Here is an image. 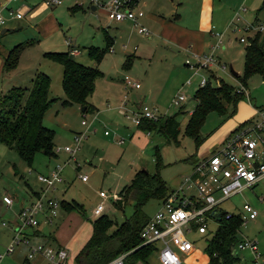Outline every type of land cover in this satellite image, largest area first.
<instances>
[{"label":"rangeland","instance_id":"obj_1","mask_svg":"<svg viewBox=\"0 0 264 264\" xmlns=\"http://www.w3.org/2000/svg\"><path fill=\"white\" fill-rule=\"evenodd\" d=\"M29 1L23 2L29 4ZM100 1L97 4L82 0L81 4L74 3V0H63L54 7L45 5L32 18L19 19L21 27L0 33V41L6 45L12 46L23 41L24 46L17 50L16 64L12 69L18 70V80L14 84L29 85L35 70H42L50 77L48 94L55 99L45 110L42 121L54 131L53 148L56 152L55 155L47 156L37 151L31 165H28L13 148L0 142V253L10 241L9 226L14 217L10 214V209L2 203L1 196L11 195L15 198L14 204L18 205L28 195L29 188L26 183L33 187L41 185L36 179V172L46 173L57 163L62 164L64 181L58 184L54 195L64 202L76 200L85 208V212L81 213L75 207L61 205L53 221L47 226L52 234L55 232L62 237H72L67 246L69 255L74 256L77 247L85 242L91 232L92 219L98 215L92 209L102 199L100 190L108 193L102 212L108 213L116 222L123 221L132 213L133 205L128 203L125 206L124 199L125 207L120 208L113 203V196L131 181L138 170H159L166 183L171 188L176 187L183 176L192 170L197 154L204 147L213 144L212 141L227 123L237 115L241 117L254 110L253 105H264V75L253 73L245 85L230 69L231 65L239 74L244 69L245 45L248 39L242 41L240 37L252 36L260 24L263 25L264 33V0H216L215 30L222 33V36L221 42L215 45L214 52L221 63L227 64V68L214 65L212 69L218 77L224 78L237 90L243 88L250 94L240 99L235 108L233 105L229 107L230 115L210 111L200 129V134L205 138L199 145L185 132V125L197 102L194 92L203 76L209 80L212 70L196 69L186 64V58L194 60L192 52L163 37L159 28L153 24L139 20L149 29L148 33H140L138 25L133 21L110 18ZM72 4L82 7L71 10L69 6ZM92 4L96 6L95 9L91 7ZM125 4L133 7L129 0ZM138 9L140 8H134L135 11ZM30 11L27 10L26 13ZM237 15L239 19L236 18ZM232 20L239 27L231 23ZM12 23L15 21L7 22L10 27H15L11 26ZM246 25L250 27L246 28ZM109 35L114 39L110 49ZM218 40L219 36L215 41L213 39L215 43ZM69 47L78 49L77 53L71 54L75 59L84 64L98 66L102 70V74L95 78V87L88 97L97 106L95 112H90L91 109L83 111L77 103L61 104L65 96L61 83L62 67L59 62L44 55V52L68 51ZM90 47L106 50L98 59L96 54H89ZM210 50L211 47L203 53ZM132 53L134 55H131L128 63V54ZM126 75L139 81L141 87L126 85ZM188 79L190 83H187ZM147 92H150V96L145 101ZM181 92L186 97L176 104L173 98ZM144 104L157 107L162 113L176 114L181 125L178 141L158 131L148 133L138 128L132 117ZM82 119L85 123H82ZM84 130L87 132L78 141L74 153L57 148L73 145L74 133ZM262 135L264 137V133ZM29 168L32 171H28ZM84 174L87 175L86 180L79 177ZM245 203L255 208L258 214L256 218L241 223L237 237L255 239L259 251L264 253V177L223 200L219 208L222 211L238 213L244 220L247 218ZM160 205L161 199L150 197L143 204V210L152 215ZM1 220H5L7 226L2 225ZM208 223V233L198 232L195 228L188 232L189 237L202 250H205L207 237L218 226L215 218H208ZM49 238L48 243H52V237ZM24 246L21 242L16 243L11 253L0 258V264H49L45 258L40 257H35L36 262L34 257L24 260ZM233 252L238 256L233 264H255L248 248L235 251L233 247ZM148 261L149 264H160L157 249L151 252Z\"/></svg>","mask_w":264,"mask_h":264},{"label":"trees","instance_id":"obj_2","mask_svg":"<svg viewBox=\"0 0 264 264\" xmlns=\"http://www.w3.org/2000/svg\"><path fill=\"white\" fill-rule=\"evenodd\" d=\"M21 45L17 43L9 48L4 56L3 69H10L16 64L17 50ZM105 50L106 48L99 50L97 47H90L89 54H96L99 59ZM44 55L62 66L61 83L65 96L61 104L85 105L83 111L95 109V105L91 104L87 98L95 87V78L102 74V70L98 66L84 64L75 59L69 50H47ZM131 58L129 56L127 60L130 61ZM129 61L127 62L130 63ZM256 72L264 75V33L260 28L252 36H248L243 72L241 74L237 72L234 75L246 85L248 78ZM49 85V75L42 70H36L29 86H11L0 93V142L13 148L28 165H31L37 151L47 156L56 154L53 149L54 131L42 121L45 110L55 99L48 94ZM246 94L248 92L243 88L237 90L234 85L210 71L209 80L203 85L200 84L194 92L197 102L190 112L185 132L191 135L199 145L205 138L200 134V129L208 113L218 111L230 115L229 107L233 105L235 108L237 102ZM252 121V119L245 120L235 129ZM137 126L148 133L161 132L177 141L181 129L176 114L166 113H162L157 118L143 117ZM156 148L158 149L157 146ZM170 190L171 187L159 170L155 172H150L146 168L138 170L131 181L118 191V196L113 201L120 208L131 203L132 213L121 222H116L106 212H101L93 218L91 232L74 254L73 264H106L121 252H127L126 263L147 264L148 256L155 245L150 242H141L140 229L150 216L144 212L143 204L150 197L165 198ZM124 199L125 206H123ZM60 205L75 207L81 213L85 212V208L76 200L70 203L60 200ZM226 212L220 213L216 230L207 237L205 250L209 260L206 264H233L238 259L233 252V247L239 240L237 230L240 229L243 219L235 212L226 216ZM208 231L209 224L207 231L203 233Z\"/></svg>","mask_w":264,"mask_h":264},{"label":"built area","instance_id":"obj_3","mask_svg":"<svg viewBox=\"0 0 264 264\" xmlns=\"http://www.w3.org/2000/svg\"><path fill=\"white\" fill-rule=\"evenodd\" d=\"M62 1L41 0L49 6L59 4ZM74 1V3L82 4V0ZM89 1L99 4L98 0ZM125 1L101 0L100 4L105 6L110 18L116 20L130 19L135 25H138L139 32H149V29L139 21V17L144 13L143 10L138 9L135 11L133 7L126 6ZM27 10L8 4L7 1L0 3V24L7 17H22ZM236 18L239 19V15ZM231 23L239 27L234 20ZM249 27L250 25H246V28ZM259 28L263 29V25L260 24ZM215 33L217 37H220V40L212 45L211 50L207 53L193 52L192 57L194 60L186 58V64L196 69L201 68L212 71L214 65L222 69L227 68V64L225 62L221 63L215 55V45L221 42L222 36L220 32ZM247 39L244 36L240 37L242 41ZM207 81V78L203 76L200 84L203 85ZM187 83H190V79L187 80ZM125 84L136 88L141 85L139 81L132 80L128 75L125 76ZM185 97V94L181 92L173 98V101L178 104ZM259 113V119H254L252 122L235 129L216 149L207 155L198 157L193 163L192 170L183 176L176 187L171 188L165 198L161 199V205L141 227V242L154 243V249L158 250L159 260L162 264H180L182 254H188L195 246V242L189 237L188 232L193 228L201 233L207 231L208 218H213L211 211L214 208H218L219 204L232 194L264 177V137L262 135L264 133V108H261ZM161 114L162 112H159L157 107L144 104L137 112H134L132 119L136 124H139L143 117L157 118ZM82 123H85L84 119H82ZM86 132L87 130L75 132L73 145L58 146L57 148L74 153L78 141L85 136ZM107 132L106 130L105 133ZM28 171H32V168H29ZM61 172L62 164L60 163L54 165L46 173L36 172V178L42 183V186L29 202L21 205L16 210V219L12 226L13 235L4 247L3 252L0 253V258L4 254L10 253L16 243L21 242L27 246V258L39 253L51 264H69L67 262L69 253L65 246L52 245L45 241L32 242L30 240L31 232L26 229L27 227H37L41 219L52 221L56 215L60 200L51 191L62 182ZM79 177L82 180L87 179L85 174ZM193 188L195 190H192ZM99 194L103 198L108 196L105 190H100ZM117 196L116 193L113 197L116 198ZM1 198L7 206L13 203V197L9 194H3ZM244 208L247 211V218L243 221L256 218L258 211L255 208L249 203H245ZM103 209L104 200H101L92 209V212L99 214ZM231 214L230 211L226 212V216ZM1 224L7 225V222L1 220ZM159 242H161L160 246ZM246 248L251 251L255 264H264V253L259 251L255 239L242 237L234 246L235 251ZM126 254L127 252H121L106 264H125Z\"/></svg>","mask_w":264,"mask_h":264},{"label":"crops","instance_id":"obj_4","mask_svg":"<svg viewBox=\"0 0 264 264\" xmlns=\"http://www.w3.org/2000/svg\"><path fill=\"white\" fill-rule=\"evenodd\" d=\"M5 1H7L8 4H11L13 6H19L21 9L23 6H25L26 7L25 9H28L29 11L33 9V11L28 12V14L25 13L22 17H7L5 19V21L2 24H0V33L1 34H4L8 31H14V30H16V28L21 27L22 25L19 22V19H22L25 17L27 19L32 18L38 12V10L42 9L45 6V4L43 2H41V0H30L29 4H25L23 2L24 0H18V1L0 0V3H3ZM129 1L132 3L133 8H140V9L145 10L144 13L139 17L140 21L142 19V22L153 24L155 27L159 28L160 34L163 37L172 40L173 42L177 43L179 46H181L185 50H190L192 53L193 52L206 51L209 47H212V45L215 43L214 41L217 39V35L215 33L216 32V30H215L216 29V23H215L216 20H215V15H214L216 0H129ZM57 5L58 4L50 5V6L46 5V6L54 7ZM92 6H93V9L96 8L95 5H91V7ZM80 7H82V5ZM80 7H76L73 4L69 6V8L71 10L78 9ZM257 19H258V17H256V20ZM9 20L15 21V23L11 24V26H15V27H10V25L7 24V22ZM123 20H128L129 22L132 21L130 19H122L119 21H123ZM140 33H145V32H140ZM213 39H214V41H213ZM113 40H114L113 37L111 35H109L108 36V42L110 44L108 45V49H110L109 47L112 45ZM31 42L32 41H29V43H31ZM20 43L22 44L23 41H21ZM12 46L6 45L2 41H0V93L3 92L4 90L8 89L11 86L17 85V84L13 83V82H15V80H18V70H12L15 65L13 67H11L10 69H7V70L3 69L4 56L7 54L9 48H11ZM23 46L24 45L22 44L20 47L22 48ZM69 49H70L69 51L71 54L78 52V49H76V48L69 47ZM131 55H134V53L128 54V57ZM15 78H17V79H15ZM30 82H31V77H30L29 85H30ZM29 85L27 84L25 86H29ZM4 86L5 87L8 86V87H6V89H5ZM130 87H133V86H130ZM140 87H141V85H140ZM248 94H250V93H248ZM149 96H150V92H147L145 94L144 100L145 101L148 100ZM87 100L90 102V100L88 98H87ZM90 103L93 104L92 102H90ZM93 105H95V104H93ZM81 106L82 105H80V109H81ZM253 107L255 108L254 110L248 111L247 113H244L245 115L241 116V117H239L237 115L236 118H234L232 121L227 123L224 126L222 132L212 141L213 144L211 146L204 147L202 149V152L199 153V155L197 154V158L200 156L207 155L211 151L216 149L241 122H243L245 120H250V119H252V120L259 119L260 118L259 110L261 108H264V105L263 104L253 105ZM81 110H83V109H81ZM95 110H97L96 105H95V109H92V111H90V112H95ZM253 111H255V113H253ZM93 114H95V113H93ZM63 181H64V178L62 176V182ZM26 184L29 188L28 195H26L25 198L23 197L20 200L18 205L14 204V201H15L14 197H13V203L10 206H7V204H5V202H3L2 198H1L2 203H4V205L10 209V214L14 215V217L12 219L13 220L12 224L9 226V228L11 230V234L9 237L10 239L13 235L12 226H13V223L15 222V219H16V216H15L16 210H18V208L21 205L29 202L33 198V196L36 194V192L39 190V188L42 186V183L40 186L37 185V187H33V186L29 185L28 183H26ZM38 186H39V188H38ZM56 189L57 188H55L54 190L51 191V193L53 195L55 194ZM100 197H102V196H100ZM104 199L105 198L102 197L101 200H104ZM217 209L220 210L219 206ZM220 211L222 212V210H220ZM57 212H58V210H57ZM211 215L213 218L218 220V218L216 216H214L212 213H211ZM54 217H53V219H54ZM53 219H52V221H53ZM52 221H44L43 219H41L37 227H35V228L27 227L26 229L31 232L30 233L31 234L30 240L32 242L45 241L48 243V242H50L49 237H52V243H50V244L65 246L68 249V253L70 254V250H69L67 244L70 242L72 237H70V236L62 237L60 234H58V233L56 234L55 232L52 234V232L50 230H47V226H49V224H51ZM82 244L83 243H81L80 246L77 247L76 252L82 246ZM24 247H26L25 255L23 256L24 260L28 261V260H31V258H33V257L34 258L35 257L44 258L39 253L34 254L30 258H27L26 257L27 246L25 245ZM248 252H249V254H251V251L249 249H248ZM242 254H243V256L245 255L244 253H242ZM4 255H6V254H4ZM148 258H149V256H148ZM158 258H159V256H158ZM251 258H252V254H251ZM208 260H209L208 253L205 250L198 248L195 244V246L191 250V252H189L188 254H182V261L180 264H206V262ZM36 261H37V259L35 258L34 262H36ZM67 262L69 264L70 263L73 264V255H69ZM49 264H51V263L49 262ZM125 264H133V263H126L125 262ZM147 264H149V261ZM160 264H162L161 261H160Z\"/></svg>","mask_w":264,"mask_h":264},{"label":"water","instance_id":"obj_5","mask_svg":"<svg viewBox=\"0 0 264 264\" xmlns=\"http://www.w3.org/2000/svg\"><path fill=\"white\" fill-rule=\"evenodd\" d=\"M92 8H93V6H92ZM230 69H231V71L234 73V74H236L237 73V71L236 70H234L233 69V67L230 65ZM84 105H82L81 106V109H84ZM211 213L214 215V216H216L217 218H220V211L217 209V208H214L212 211H211Z\"/></svg>","mask_w":264,"mask_h":264}]
</instances>
